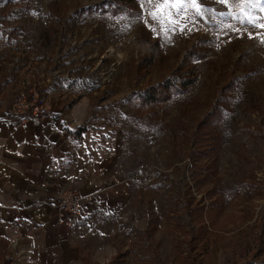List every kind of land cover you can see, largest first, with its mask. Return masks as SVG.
<instances>
[{
  "label": "rangeland",
  "instance_id": "obj_1",
  "mask_svg": "<svg viewBox=\"0 0 264 264\" xmlns=\"http://www.w3.org/2000/svg\"><path fill=\"white\" fill-rule=\"evenodd\" d=\"M104 1L0 0V108L33 95L51 109L53 99L87 97L85 122L104 119L122 134L107 186L126 182L128 197L117 254L104 264H264V0L250 10L197 0L199 12L189 0H136L138 17L113 16ZM192 49L201 54L186 63ZM182 64L194 85L161 105L153 125L138 120L136 93ZM232 84L233 114L217 140L203 121ZM8 258L0 245V264Z\"/></svg>",
  "mask_w": 264,
  "mask_h": 264
},
{
  "label": "crops",
  "instance_id": "obj_2",
  "mask_svg": "<svg viewBox=\"0 0 264 264\" xmlns=\"http://www.w3.org/2000/svg\"><path fill=\"white\" fill-rule=\"evenodd\" d=\"M53 100L39 122L0 108V245L10 264H104L117 254L111 248L128 197L126 182L107 186L124 137L104 119L78 134L89 98ZM73 189L84 199L79 223L70 228L58 222L54 204Z\"/></svg>",
  "mask_w": 264,
  "mask_h": 264
},
{
  "label": "trees",
  "instance_id": "obj_3",
  "mask_svg": "<svg viewBox=\"0 0 264 264\" xmlns=\"http://www.w3.org/2000/svg\"><path fill=\"white\" fill-rule=\"evenodd\" d=\"M100 4L102 5L100 6L102 10L105 9L113 16L120 13H126L131 17L140 16V9L136 0H106ZM145 35L142 34V37ZM155 47L157 48L152 53L158 51V44ZM200 54L201 51L199 49H192L188 54L186 63L190 62L194 57H198ZM146 62L151 63V59L149 57L146 58ZM183 66L185 65L182 64V67L178 68L164 82L136 93L139 100V107L136 111L138 120L153 125L157 120L161 105L169 101L172 97L186 92L189 87L194 85L196 78L191 73V69H185ZM236 89L237 86L235 84L225 86L221 94L217 96V99L212 104L213 109L209 114V120L203 121L206 128H211L217 140H222L224 136V124H226L227 119L233 114L232 103L236 100V96H234ZM87 124V122H84L79 126L76 130L77 133L80 134L85 131ZM7 264H10V260Z\"/></svg>",
  "mask_w": 264,
  "mask_h": 264
},
{
  "label": "built area",
  "instance_id": "obj_4",
  "mask_svg": "<svg viewBox=\"0 0 264 264\" xmlns=\"http://www.w3.org/2000/svg\"><path fill=\"white\" fill-rule=\"evenodd\" d=\"M33 97V99H32ZM29 99L31 101L20 102V105H13L5 111L6 115H12L19 117L23 122L27 120L39 122L47 118L51 114V106L48 99L33 95ZM30 102V103H28ZM65 162L58 164V169H64ZM112 182H118L121 180L118 175V171L114 172L111 176ZM83 196L77 191H70L62 195L54 204L56 210L58 222L61 224H67L70 228H74L80 220L82 215Z\"/></svg>",
  "mask_w": 264,
  "mask_h": 264
},
{
  "label": "snow or ice",
  "instance_id": "obj_5",
  "mask_svg": "<svg viewBox=\"0 0 264 264\" xmlns=\"http://www.w3.org/2000/svg\"><path fill=\"white\" fill-rule=\"evenodd\" d=\"M185 0H164L165 4H180L181 8L183 7ZM189 2L191 3V5L196 8L197 12H199V6L197 4V0H189ZM219 3L221 4H227L228 0H219ZM241 4H245L247 3L249 5V10L251 7H254L255 5L252 4V0H240ZM181 8H177V12L179 13V11L181 10ZM242 15L237 16L236 18L241 20V22H245V16L243 15V9H241ZM221 16H229L231 15V13H220ZM153 17L155 18V14H153ZM248 23H252L253 21L251 19H247ZM261 27H264V25H261Z\"/></svg>",
  "mask_w": 264,
  "mask_h": 264
}]
</instances>
